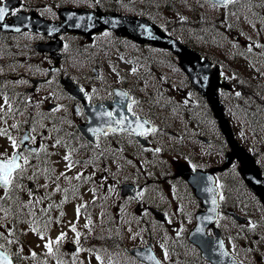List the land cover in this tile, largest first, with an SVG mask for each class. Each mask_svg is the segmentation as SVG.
<instances>
[{
    "label": "flooded vegetation",
    "instance_id": "flooded-vegetation-1",
    "mask_svg": "<svg viewBox=\"0 0 264 264\" xmlns=\"http://www.w3.org/2000/svg\"><path fill=\"white\" fill-rule=\"evenodd\" d=\"M58 4L59 0H20L18 7L12 8L5 19L11 20L13 13L25 10L47 20L60 21L59 10L64 7ZM70 36L75 39L80 37L67 31L55 35L28 30L0 32V82L8 81L10 84L4 90L0 89V93L11 95L12 103L20 110L41 109L29 128L30 135L35 137V144L39 147L44 144L43 139L34 133L38 122L52 126L50 132L56 134L58 139L64 133V151L68 154L74 149L71 157L80 156L83 172L91 174L95 195L112 212V218L155 221L149 210L153 207L165 214V221L194 219L196 212L202 209V202L188 185L186 171L198 168L192 162L200 163L201 168L203 164L197 157L189 160L184 157L186 153L182 154L179 149L180 135L165 128L170 122L167 115L161 114L156 119V124L152 122L154 132L143 131L142 135L149 142L147 146L140 145L132 132L122 129L120 124L115 131L96 133L93 144L80 134L77 125L87 121L84 105L96 106L99 114L109 118H115L118 114L127 118L128 113H137L133 112L135 106L132 102L127 105L128 113H119L114 108L111 101L114 99L115 87L124 89L133 99L131 92L123 88V84H96L101 79L98 68L100 64L95 61L84 63L83 59L88 58L87 55L71 52L72 45L68 40ZM57 39L59 43L54 52L40 48L42 44H52ZM64 76L70 77L77 86L64 87ZM154 88L159 93L170 92L171 95H165L166 97L181 100L174 87ZM71 90H75L76 94ZM31 114L28 113L29 116ZM41 133L45 134V130ZM19 137L20 134L14 135L18 141ZM151 144H154L153 148H149ZM156 149L160 151L157 152ZM37 158L38 156H33L30 163L38 165ZM206 164L213 171L219 189L218 219H226L230 217L227 212L229 208L239 212V208L230 206L229 199H239L241 193L234 192L232 185L227 183V168L223 166L222 160L210 159ZM123 182L141 186L137 199L118 194L119 185ZM243 249L240 243L236 252ZM175 257L180 260L181 253L175 252ZM256 260L257 264L264 262V258L260 256Z\"/></svg>",
    "mask_w": 264,
    "mask_h": 264
},
{
    "label": "rangeland",
    "instance_id": "rangeland-1",
    "mask_svg": "<svg viewBox=\"0 0 264 264\" xmlns=\"http://www.w3.org/2000/svg\"><path fill=\"white\" fill-rule=\"evenodd\" d=\"M135 1V0H134ZM108 3V1H106ZM149 14L152 16H156L157 10L160 12V15L163 18H168V14L162 9H156L154 7L153 2L149 1ZM251 10V8H250ZM249 8L245 7L244 10L240 9V12L242 15L244 14H255L257 7L251 12ZM246 11V12H245ZM263 11L261 10V13ZM255 25L259 28L260 27V21L257 19L255 21ZM103 36V35H102ZM264 41V40H261ZM255 43V41H254ZM264 45V44H263ZM110 49V48H109ZM105 52L96 54L97 58H101V60H104L106 56H108L107 59H109L115 67H119L121 69H124L127 73H135L133 71V67L124 63L122 60H120L119 57L114 55V51L111 50L110 53L108 52V48H105ZM147 53H152V54H158L156 51L153 50H146ZM247 54L250 58H255L258 60L259 63H262L264 61V48L261 46L257 48L256 51H249L247 50L244 52ZM97 60H95L96 62ZM170 69H172V64L167 63ZM101 66L104 70H106L108 73H113V77L106 82H103L101 79L98 80L96 84L104 86V85H110L112 81L115 79L114 76V67L109 66V67H103L102 63ZM102 71V70H101ZM228 74V73H227ZM132 75V74H130ZM233 83H235L233 81ZM164 83L161 81H158L155 83L156 85H163ZM231 92L236 91L234 85L232 88H229ZM192 102L195 103L193 106L196 108V115L200 119L201 122H206L209 118V113L207 111V107L204 103V100L201 97H196V95H192ZM245 103V101L243 102ZM3 102L0 99V105H2ZM244 112V111H242ZM263 117H261L262 119ZM198 119H196V123L199 125L200 122ZM260 121V120H259ZM42 124V123H41ZM7 122H5L4 119H0V129L2 128H8ZM44 128L47 130L50 125L48 126L47 124L43 125ZM17 128V127H16ZM240 137L242 139H245L248 143V145L258 147V138L261 141H264V133L261 134L259 137L255 136L254 133V128L251 127L250 125L247 124L246 122L243 123L240 126ZM9 133V132H8ZM10 135V133H9ZM53 140L52 135H50V132L45 136L44 139V144H45V149L47 150L48 153V161L52 163L54 167L57 168V171L59 172H64L65 171V164L66 161H64L63 157L66 155V152L64 151L63 147H53L51 145V141ZM0 141L3 145L7 146L6 143H10L8 138L6 136L0 135ZM154 147V144H151V148ZM59 153L61 158H58L56 154ZM259 159V163L264 171V145L258 148L256 151ZM77 173H84L82 168L79 167H73L71 171H68L66 174L68 177H74L77 175ZM228 178H231V180L235 183L238 181V172L233 163L229 164V169L227 172ZM39 180L38 186L41 184H46L47 181L43 178H38ZM71 182L69 183L68 181L64 180L61 182L60 186L62 189L64 188H71ZM55 185L52 183L48 187V195L50 196V199L45 200L42 204L36 205L35 211L38 213V215L44 216L45 215L40 213V209L47 207L48 204H53L57 205L60 203L62 199H64V193L62 191L57 192L54 191ZM40 191V190H39ZM29 195V194H28ZM33 199H38L37 196H32ZM92 199V194L90 193L89 187L84 186L83 188L79 189L77 194L74 196H71L70 199L62 205L61 208H56L55 206L50 209V215L52 218V222L50 224L49 230L46 233L45 240H50V241H56V238L60 236V234L63 232L66 234L65 239L60 242V248L59 252L56 253L57 256L60 255L61 250H64V245L66 241H74L76 240V235L75 232L72 231V225L76 226V231L81 233V236L84 235L83 233V227L85 223H87V220L83 216H79L77 218V213H76V208L80 204H84L86 201H89ZM244 205L245 208L248 210V214L250 215V222L247 226L244 228L250 229V228H256V231L254 233H245V234H250L251 238L245 239V244L249 247L254 246L257 250V253L254 254L253 260H255L256 255H262L264 256V214H263V208L260 206L259 201L252 197L250 194H248L245 191L244 195ZM10 206V200H9V205ZM65 209V219L64 215L61 216L60 213L63 211L64 213ZM19 211V209H18ZM28 209H23L22 216L20 220H16L15 223L13 221L15 220V217L13 215H9L6 219H0V233H3L2 236H0V242L4 243L9 250H11V253H14L16 255L17 252L20 253L19 256L16 255V258L18 260L19 264H47L48 260L47 257L45 256L47 250L44 247L45 240H41L40 237L34 233L31 229L27 221L31 220V217L28 216ZM57 219H59V222H57ZM191 220L188 219H183V221H168L163 224V232L162 233H171L173 235V238L175 239L176 235H182V233H186L188 229L191 227ZM254 225V227H253ZM224 229L227 231V235H235L237 233V228L231 224V223H224L223 224ZM231 229L232 233H229L228 230ZM11 233V234H10ZM130 237H131V242H138L141 240V231H138L136 227L133 229H130L129 232ZM80 236V238H81ZM8 240H15L16 242L14 243H8ZM145 241V240H144ZM143 241V242H144ZM142 242V243H143ZM229 244V243H228ZM56 245L53 244V249L55 250ZM22 249V251H21ZM34 251L37 253V257L33 259L30 255V253ZM163 250H159L158 253L161 255ZM78 256L80 257L81 261L83 264H93L96 263V260L94 258L89 257L88 255L83 254L82 252L78 253ZM168 260L172 263H174V260L172 256H168ZM42 262V263H41Z\"/></svg>",
    "mask_w": 264,
    "mask_h": 264
},
{
    "label": "trees",
    "instance_id": "trees-1",
    "mask_svg": "<svg viewBox=\"0 0 264 264\" xmlns=\"http://www.w3.org/2000/svg\"><path fill=\"white\" fill-rule=\"evenodd\" d=\"M149 1L153 2L156 9H169L178 16L177 18H168L165 22L160 23L165 31L217 63L222 70H228L238 78L237 87H242L245 90L242 92L249 96V102L243 109L236 96L221 86L223 83L217 93L224 112L230 120L233 136L239 137L237 122L240 119L243 120L241 124L246 122L250 128H258L263 134L264 61L257 63V67H255L252 60L245 58L241 53L240 38L245 37L251 43L258 39L257 34L264 38V16H260L259 31L253 32L252 29L256 21L255 18L264 3H260L259 9L251 0H239L238 3L229 5L219 12V8L212 7L205 0ZM85 6L102 8L89 1H86ZM245 7L249 10L251 8L252 11L257 7L256 13L242 15L240 9L244 10ZM262 8L264 10V6ZM110 9L122 12H139L135 5L128 7L124 4H114ZM246 17L247 19H245ZM230 84L233 85V83ZM261 117L263 118L261 119ZM259 130H255V134L258 136L260 135ZM243 141L246 142L245 139Z\"/></svg>",
    "mask_w": 264,
    "mask_h": 264
},
{
    "label": "water",
    "instance_id": "water-1",
    "mask_svg": "<svg viewBox=\"0 0 264 264\" xmlns=\"http://www.w3.org/2000/svg\"><path fill=\"white\" fill-rule=\"evenodd\" d=\"M14 1L15 0H8L6 8L14 4ZM68 13L73 14L67 16V24L65 25L67 28L89 33L100 26H111L120 34H130L135 40L147 41L160 46L169 47L174 53H176L181 58L183 67L189 74L194 86L203 92L208 98L212 109L219 120V127L227 136L232 148L229 157L236 156L242 166H247L248 170L245 175V180L250 189L260 195L261 200L264 202V181L260 176V170L255 165L249 153L232 139L228 123L222 114V108L218 101L215 100L218 77V68L216 65L208 62L205 58L199 60L195 51L190 50L188 47L181 45L176 40L168 37L149 21L137 19L132 16H121L115 13L106 14L84 10L77 14L69 12L68 10ZM23 15L24 14H20V16L16 18V21L5 24V26H2V29L16 31L25 28L28 25V22ZM200 175H203L206 178L208 174L196 171L192 172L191 176L188 178L189 182L197 189H199L198 177H200ZM208 186L209 184H207V188ZM201 196L204 199V204L206 205L207 210L198 214L196 225L189 234L190 240L198 244L202 249L203 256L214 262V264H239L228 254L221 236L217 231L213 238L206 235L205 231L213 223L216 212L213 209V205L208 201V198L204 194ZM237 218L239 221H245V218L243 217ZM67 246L74 248L71 243H68ZM0 252L2 251L0 250ZM129 252L139 259L146 261L148 264H156L157 262V258L153 254L150 246L145 248H133L129 250ZM148 256H152L154 259L149 260L147 258ZM9 259L12 260L10 257Z\"/></svg>",
    "mask_w": 264,
    "mask_h": 264
},
{
    "label": "snow or ice",
    "instance_id": "snow-or-ice-1",
    "mask_svg": "<svg viewBox=\"0 0 264 264\" xmlns=\"http://www.w3.org/2000/svg\"><path fill=\"white\" fill-rule=\"evenodd\" d=\"M208 2L212 5L214 8H227L229 5L236 4L239 2V0H208ZM264 6V5H262ZM7 12L6 8H0V20L4 19L5 13ZM15 13H13L14 15ZM234 14V13H233ZM251 51V47L248 49ZM135 71V69H133ZM122 95L127 96V93H123ZM237 96L240 95V93H236ZM133 104L137 103L136 101H132ZM5 108H7V111H5ZM129 110H131V106H129ZM13 112L12 105L9 103V98L7 96L4 97V104L0 105V119H3L4 117H7L10 113ZM109 116H111V113H108ZM118 124H123L124 119L117 121ZM148 123V121H144V123H141L139 120H137L136 128L133 129V131L138 132L139 134H144L142 131L144 129V124ZM10 127L16 128L17 125L13 124ZM93 131H97L93 129ZM115 131V129H113ZM151 131H155V128L151 129ZM0 135L6 136L12 146L13 153L11 155H8L5 153H0V213H3V218L6 219L9 215H13L15 217V220L13 223L16 222V220H20L23 209H28V216L31 217V220L27 221V223L30 226V229L36 233L41 240H45L46 233L49 230L50 224L52 222V218L48 216L47 219L44 218V216L38 215V213L35 211L36 205L42 204L45 200L50 199V196L46 194L45 196H42L38 199H32L33 192L31 189H29V197L30 199L25 203L19 200V197L15 195L17 189L22 190V185L20 184V180L25 177L28 169L30 167H35L36 171L33 172V178L41 174L43 172L46 175V179L52 181V183L55 185L54 191L60 192L62 191L64 193V199L60 201L59 204L53 205L48 204L47 207L40 209L41 213H44L47 215L50 209H52L54 206L56 208H61L64 203H66L71 196H74L78 192V186L72 185L71 188H64L62 189L58 181L63 178L64 180L68 181L69 183L71 180H86L87 178L83 176L82 173H77L75 177H68L67 172L71 171L72 168L77 163H82L81 161H73L71 157V152L74 151L70 150L68 154L64 155L63 159L66 161L65 164V171L60 172L59 175L53 176L52 173H54V169L51 167H45L43 169L40 168L39 165H32L30 163L31 158L33 156H39L40 153H44V155H47V150L43 145L37 148H29L25 142L31 141L32 143L36 142V139L34 136H31L29 134H24L22 138L18 141L15 138H13L8 133L7 128L0 129ZM61 143L60 140L56 141V145H59ZM24 145V148L21 150V145ZM56 145H53L55 147ZM157 152L160 151V149H156ZM90 163V162H88ZM45 164H47V161H45ZM48 185L45 184L43 187H47ZM9 200H11L12 205H15L16 207L7 206L9 205ZM215 203V201H213ZM19 209V211L17 210ZM85 209L84 204H80L76 208L77 218H79L81 210ZM61 216L64 215L63 211L60 213ZM57 222H59V219H57ZM91 224V219H88V222L85 223L84 227L89 228V225ZM254 227V225H253ZM72 231L75 232L76 240L74 243L78 246L75 250L73 255V264H76V257L79 252L85 251L82 246H80V236L81 233L76 231V226L72 225ZM11 234V233H10ZM3 233H0V236H2ZM66 234L61 233L60 236L56 238V241H50L45 240L44 247L46 248L47 255H56L57 252H59L60 248V242L65 239ZM8 243H14L15 240H8ZM53 244L56 245L55 250L53 249ZM222 247V244H221ZM0 248H3V245H0ZM22 251V249H21ZM87 251L94 253L95 250L93 249H87ZM17 256L20 255L19 252L16 253ZM31 257L35 259L37 257V253L32 251L30 253ZM167 252L164 253V258L167 259ZM149 260H153L154 257L148 256ZM97 261H102V257L99 254H96ZM0 264H13L12 260L9 259V255L7 251L0 252ZM59 264H65L64 261H60ZM156 264H160L159 261L156 262Z\"/></svg>",
    "mask_w": 264,
    "mask_h": 264
}]
</instances>
